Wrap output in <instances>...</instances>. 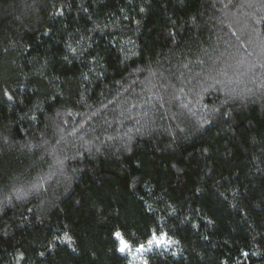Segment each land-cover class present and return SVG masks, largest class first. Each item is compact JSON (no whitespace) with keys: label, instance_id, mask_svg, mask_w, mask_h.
Here are the masks:
<instances>
[{"label":"trees","instance_id":"16d2710c","mask_svg":"<svg viewBox=\"0 0 264 264\" xmlns=\"http://www.w3.org/2000/svg\"><path fill=\"white\" fill-rule=\"evenodd\" d=\"M145 262L264 264V0H0V264Z\"/></svg>","mask_w":264,"mask_h":264},{"label":"snow or ice","instance_id":"6c2138e0","mask_svg":"<svg viewBox=\"0 0 264 264\" xmlns=\"http://www.w3.org/2000/svg\"><path fill=\"white\" fill-rule=\"evenodd\" d=\"M223 75H226V72L222 73ZM217 83H221V81H217ZM213 91H219V92H225L227 94L226 86L222 88H213ZM207 92L208 89H205ZM4 95L11 100L12 96L9 95L7 91H5ZM227 101H225L226 103ZM71 115V113H69ZM73 135L75 134L74 132L72 133ZM57 164L62 165L63 161H57ZM37 190H39L42 185H37L35 186ZM26 193L18 191L16 193L17 199H20L25 195ZM115 240L118 242V248L117 251L120 252L121 254H127L129 256L136 257L138 255H142L145 252L151 251L153 247L155 248H164L166 249L168 246H170L171 243H175V241H171L170 237L168 236L167 233H156L153 232L147 239L146 244L145 243H138L135 238V234H133L129 238H125L124 234H122L120 231H116L114 234ZM70 237L67 236L65 233L64 240L65 241H70ZM147 245V246H146ZM43 255V253H41ZM244 256H247L248 253L245 252L243 253ZM146 264V262H145Z\"/></svg>","mask_w":264,"mask_h":264},{"label":"rangeland","instance_id":"374dc122","mask_svg":"<svg viewBox=\"0 0 264 264\" xmlns=\"http://www.w3.org/2000/svg\"><path fill=\"white\" fill-rule=\"evenodd\" d=\"M171 241H172V240H171ZM145 244H146V243H145ZM146 246H147V245H146ZM172 246H173V243H171L170 246H168L166 249L172 248ZM156 249H164V248H155V247H153L151 251L156 250ZM151 251L145 252L144 254H142V255H138V256H136V257L129 256V255H127V254H122V255L128 257L129 260L132 261V262H141V261L143 260V257H144L147 253H149V252H151ZM120 254H121V253H120Z\"/></svg>","mask_w":264,"mask_h":264}]
</instances>
